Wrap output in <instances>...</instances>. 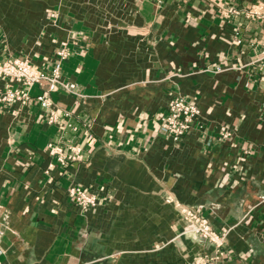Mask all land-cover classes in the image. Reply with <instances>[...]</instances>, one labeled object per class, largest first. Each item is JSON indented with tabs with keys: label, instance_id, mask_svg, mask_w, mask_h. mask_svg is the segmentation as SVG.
<instances>
[{
	"label": "crops",
	"instance_id": "0c3cea01",
	"mask_svg": "<svg viewBox=\"0 0 264 264\" xmlns=\"http://www.w3.org/2000/svg\"><path fill=\"white\" fill-rule=\"evenodd\" d=\"M250 5L264 13V0H0V63L50 73L66 47L63 79L83 96L49 94L77 131L37 101L0 103V264H264V22L223 16ZM177 97L202 112L179 143L162 125ZM49 144L82 159L63 166Z\"/></svg>",
	"mask_w": 264,
	"mask_h": 264
},
{
	"label": "built area",
	"instance_id": "2783aa9c",
	"mask_svg": "<svg viewBox=\"0 0 264 264\" xmlns=\"http://www.w3.org/2000/svg\"><path fill=\"white\" fill-rule=\"evenodd\" d=\"M244 14L252 20H261L264 22V13L258 5H250L243 9H236L234 7L227 8L223 11V16L226 19L234 15ZM240 43V42H239ZM70 56V52L66 47L60 49L57 53V63L50 73L41 71L27 61H14L0 63V77L7 79L10 86L5 93L0 94V103L12 105H26L37 101L49 113L48 124L57 125L62 124L63 120L71 116V113L64 112L59 114L53 108V102L49 97L50 93L63 90L77 99V105L80 104L79 99L83 97L78 91L76 83L68 82L62 76V62ZM264 67V58H263ZM47 84V91L36 97L31 96L30 90L36 85ZM16 85V87L14 86ZM202 112L201 110L184 100L177 97L173 99L167 109V113L162 117V125L164 131L172 137L175 143H179L186 133L196 126L201 125ZM63 125V124H62ZM64 127L71 128L77 131L68 120L64 123ZM224 139L230 135L228 130L221 131ZM48 149L52 156L57 155L58 161L61 165H68L70 162L80 161L82 159V148L79 145L69 147V153H63L62 149L49 144ZM70 197L75 199L76 204L83 210L89 211L98 205L97 198L93 194L86 193L81 188H71L69 190ZM264 203V197L262 199ZM199 233L205 240H210L216 243L219 247L223 245V240L213 234L210 228V223L207 219H200Z\"/></svg>",
	"mask_w": 264,
	"mask_h": 264
},
{
	"label": "bare ground",
	"instance_id": "6f19581e",
	"mask_svg": "<svg viewBox=\"0 0 264 264\" xmlns=\"http://www.w3.org/2000/svg\"><path fill=\"white\" fill-rule=\"evenodd\" d=\"M1 8V7H0ZM2 10V9H1ZM23 12H25V11H23ZM37 19V18H36ZM25 20V19H24ZM33 23V22H32Z\"/></svg>",
	"mask_w": 264,
	"mask_h": 264
}]
</instances>
